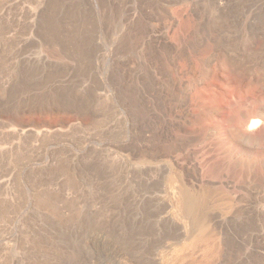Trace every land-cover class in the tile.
Masks as SVG:
<instances>
[{"label": "rangeland", "instance_id": "374dc122", "mask_svg": "<svg viewBox=\"0 0 264 264\" xmlns=\"http://www.w3.org/2000/svg\"><path fill=\"white\" fill-rule=\"evenodd\" d=\"M0 264H264V0H0Z\"/></svg>", "mask_w": 264, "mask_h": 264}, {"label": "bare ground", "instance_id": "6f19581e", "mask_svg": "<svg viewBox=\"0 0 264 264\" xmlns=\"http://www.w3.org/2000/svg\"><path fill=\"white\" fill-rule=\"evenodd\" d=\"M258 120H252L251 122H250V127L251 126H256L257 124H258ZM194 239V238H193ZM194 243V242H193ZM188 244H190V243H188ZM190 245H192V244H190ZM176 258V257H175ZM178 258V257H177ZM176 260V259H175ZM192 262V261H191ZM182 263V262H181Z\"/></svg>", "mask_w": 264, "mask_h": 264}]
</instances>
